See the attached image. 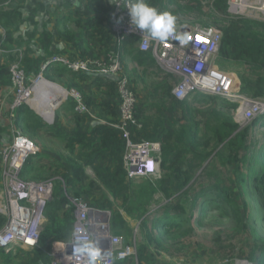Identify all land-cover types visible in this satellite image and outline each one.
Instances as JSON below:
<instances>
[{"label": "rangeland", "instance_id": "1", "mask_svg": "<svg viewBox=\"0 0 264 264\" xmlns=\"http://www.w3.org/2000/svg\"><path fill=\"white\" fill-rule=\"evenodd\" d=\"M248 2L250 3V0ZM251 2L254 8H246L238 12L231 8L228 0H148V3L158 10L175 15L176 24L213 25L218 28H223L230 20L239 18L264 22V14L259 4L255 3V0ZM226 4L227 9L224 11L222 6ZM0 28V34L5 36L7 28L3 19ZM257 30L264 33L262 28ZM125 41L118 50L124 70L130 77L138 97L137 113L140 120L147 122L163 116L169 123L171 117L177 121L176 128L180 133L186 131L188 136L191 134L195 136L196 148L190 146L184 149V157L188 160L184 167L189 168L191 177L189 182L183 185L185 176L178 180L174 171L162 168L159 179H164L166 176L163 186L169 190V193L166 195L162 190L159 191L143 216L132 215L124 206L122 197H114L112 192L100 183L95 173L97 162L86 165L81 182L66 183L64 176L68 174L67 167L71 164L69 158L76 156L71 153L65 138L67 132L76 128L77 114L76 108L73 109L71 106L73 102L71 96L57 102L52 120L41 113L39 115L43 123L48 125L47 122H51L49 125L57 128V135L51 136L42 130L38 137L34 138L13 124L12 107L16 91L11 83L4 88L0 97V202L7 200L3 175L5 164L1 159V152L13 143L17 132H22L39 146V151L29 158L31 161L25 172L22 171L21 176L37 182L53 180L55 187L58 181H62L69 200L68 206H73V202L80 199L109 211L111 223L113 224L115 220L122 229L116 234L123 237L125 244L133 245L136 250V255L126 264H254L250 261L252 251L257 246H264V115L245 118L242 104L257 101L264 103V98H254L244 92L242 80L246 78L250 81V85H255L258 78H264V70L244 60H224L219 56L218 68L238 82L239 94L242 97L228 99L220 95L210 93L200 95L196 92L186 100L176 103L172 98V89L178 81L176 76L163 69L152 56L145 65L136 62L128 52L132 47ZM135 47H138V43ZM19 54V52L15 54L10 52L7 56L6 54L1 56L0 61L9 66L18 61ZM21 56L19 61L24 67L25 57L23 54ZM38 74L39 70L29 76L36 79ZM46 75L47 73H44L45 80L70 90L66 83L68 77L62 79L63 82H53L47 79ZM168 86L172 87L170 93ZM233 88L237 89V85ZM96 96L99 100L104 99L101 91ZM232 104L237 107H232ZM169 110L172 112L169 113ZM256 118H259V121L254 125ZM100 119L101 117L97 119L90 116L83 124V129L90 132L97 123L101 122ZM228 120L237 123L238 128L226 140H219V133L228 132L224 125ZM182 123L186 124L185 127L181 126ZM246 128H249L248 136L243 143L246 157L242 162L235 161L233 157L235 150L231 152L232 149L227 144L231 138ZM80 150L77 149L78 155ZM201 154H206V157L203 159ZM84 161L85 159L82 160ZM108 164L115 166L112 158ZM30 166L34 167V171H31ZM254 173L257 174V181L252 178ZM128 180L140 184L146 178ZM216 184L231 191L237 198L244 213L243 222L236 221L227 205L220 203L216 198L213 190L210 189ZM204 190L206 191L202 193ZM76 192L81 195L76 196ZM166 210L172 216L190 219L184 223L185 231L179 232L171 228L167 233L162 225H155L156 221L166 214ZM0 212L8 221L7 214L1 210ZM47 223L46 218L44 227ZM150 236L155 242L150 240ZM54 249L53 243L52 253L56 251ZM256 252L259 250L257 249ZM10 254L9 258L0 254V264H27L30 258L29 251L21 248L13 250Z\"/></svg>", "mask_w": 264, "mask_h": 264}, {"label": "built area", "instance_id": "2", "mask_svg": "<svg viewBox=\"0 0 264 264\" xmlns=\"http://www.w3.org/2000/svg\"><path fill=\"white\" fill-rule=\"evenodd\" d=\"M128 2L129 0H114L109 11L110 32L117 46L113 51L85 58L55 53L40 64L36 79H32L22 66L19 61V58H22L20 53L18 61L9 65L11 81L16 91L12 112L27 103L38 111L33 103L34 87L53 66H66L76 73L114 81L119 96V113L116 118L100 121L118 129L124 139L122 166L127 177L157 180L161 178L162 171V143L135 139L134 130H141L143 123L137 117L138 97L130 77L124 70L118 47L129 37L138 38L139 49L151 53L163 69L176 76L178 81L172 89V95L179 101L186 100L196 92L220 95L228 99H238L242 95L239 94L238 82L221 71L217 65L223 38L221 28L213 25L192 26L177 23V31L186 36V43L182 45L174 39L166 43L152 40L146 32L130 25L128 10L125 8ZM228 3L238 12L254 8L251 0L250 3L248 0H228ZM255 3L259 4L264 14V0H255ZM7 52L9 50L0 45V57ZM234 85H237V89L233 88ZM69 95L75 100L79 113L92 115L80 91L72 88L67 90V96ZM242 109L245 118L264 115L262 102H243ZM37 151L39 146L29 136L17 132L13 143L1 152V159L5 164L3 175L7 200L0 202V210L7 214L8 221L0 230V248L6 252L18 248L34 250L39 246L45 228V212L48 201L53 197L54 182L31 181L21 176L24 165ZM73 207L71 234L69 238L60 241L61 249L53 252L52 264H86L87 258L75 251V245L72 243L73 232H80L98 241L101 256L97 264H116L117 261H126L136 255L133 245L125 244L122 236L113 233L109 211L80 199L73 202Z\"/></svg>", "mask_w": 264, "mask_h": 264}, {"label": "trees", "instance_id": "3", "mask_svg": "<svg viewBox=\"0 0 264 264\" xmlns=\"http://www.w3.org/2000/svg\"><path fill=\"white\" fill-rule=\"evenodd\" d=\"M103 1L104 0H91L92 9L100 14L108 13L109 8L104 6ZM222 8L225 11L227 9V4L222 6ZM2 15L3 14L0 13V20L3 17ZM6 16L7 18H11L13 20L16 17L15 15ZM88 21L93 27L94 34L98 35L103 46H108V40L111 38L110 30H108V28H110L108 27L109 24H104V21L99 18L89 19ZM4 25L7 26L5 22ZM257 28H262L264 30V22L248 18L230 20L227 26L221 28L223 31V38L220 45V57L224 60H244L246 63L248 62L252 66L262 68L264 70V33L262 34L259 30H257ZM13 41L14 32L10 29H7L5 36L0 34L1 46L4 45V42L5 45L10 46ZM125 42L132 47L128 52L139 64L145 65L148 59L151 58V54L149 52H144L140 50L139 47H135L138 43V38L132 36L127 38ZM27 73L29 75L28 71ZM46 73L47 79L53 82H60L62 79L64 80L65 77H68L69 79L66 82L67 88L79 89L89 107L93 103L90 94L81 87L79 82H76V79H84L85 75H87L86 73L73 72L66 66H53ZM97 81L99 86L107 87V94L110 97L114 96V90L116 89L114 81L106 82L102 77H97ZM242 81V89L244 92L252 95L254 98H264V78H258L255 85H250V81L246 78ZM11 83L12 81L9 66L1 63L0 61V93L5 87L11 85ZM171 89L172 87L168 86L169 93ZM198 93L203 95V93ZM208 97L213 98L212 96ZM172 98L176 103L179 101L173 95ZM72 101L71 106L75 109L77 104L74 99H72ZM102 105L104 113L101 118L108 119V116H114L113 100L110 99L102 103ZM231 106L234 108L237 107L235 104H232ZM171 112L172 111L169 110V113ZM76 114V128L67 132L65 136L67 139V146L71 150V153L76 154L75 157L69 158L71 164L67 167L68 174H65L64 176L66 183L74 184L81 182L85 175L86 165L95 164L97 162L95 165L97 179L101 184L108 188L110 192H112L114 197H122L124 206L129 209V212L132 215H145L148 211L149 205L152 203L155 195L159 191L162 190L166 195H168L169 190L163 186L166 176H164V179H159L157 181L146 179L140 184H134L132 181L128 180L129 178L122 166L124 139L118 129L109 127L107 124L99 122L91 129L90 132H88L83 129V124L89 120L90 115L81 114L77 110ZM137 117L140 120L138 113ZM258 119L259 118H256L254 120V125L258 123ZM140 121L143 123V128L141 130H134V132H136L135 139L161 141L162 168L174 171L176 175L175 178L178 180H180L182 176H185L182 184L186 185L191 177L189 176V168L184 167V164L188 161L184 157V149L187 147L189 148L190 146L193 147V149L196 148L194 142L195 136L192 134L188 136L186 131L180 133L179 129L176 128L177 121L173 120L171 117H169V123L163 116H158L154 120L150 119V121L147 122H143L142 120ZM13 124L15 127L23 129V131H25L30 137L34 138L38 137L42 130L51 136L57 135L58 133L56 127L43 123L40 120V116L33 109H31L28 104H23L15 109ZM185 125V123H182L181 126L185 127ZM224 125L226 126L228 132L224 134L219 133V140H226V138H229L238 128V124L232 120L224 122ZM248 131L249 128H246L244 131L237 133L227 144L232 149L231 152L235 150L233 156L235 161L242 162L245 160V149H243L245 146L243 143L248 136ZM176 134L178 136H175ZM77 149H81L79 155L76 153ZM201 156L204 159L206 154H201ZM111 158L114 160V167L108 164ZM83 159H85L84 162H82ZM30 161L31 160H28L24 165V172ZM30 167L31 171H34V167ZM256 173L252 175V178L256 179ZM63 183L64 182L62 181H58L53 197L50 201H48L45 212L48 223L42 231L39 246L34 250L29 251L30 258L27 264H52L54 259V255L52 253L53 243L65 240L69 238L71 234L74 221V207L71 205L68 206L69 200L66 197L64 188L65 185ZM210 189L213 190V193L220 203L227 205L230 214L236 221H244V213L241 209L240 203L231 191H228L224 187L217 184L212 186ZM205 191L206 190L202 193ZM75 195L80 196L81 194L76 192ZM175 208H179V206H175ZM165 212L166 214L156 221V226L162 225L167 233L171 228H174L179 232L185 231L184 223L190 220L189 218L183 216H172L169 214L168 210ZM6 222L7 218L0 212V229L6 224ZM111 228L114 234L120 233L122 230L119 228L118 223L115 220L113 224L111 223ZM150 240L155 242L151 236ZM257 249L259 252H256ZM10 253L12 252H6L0 248V254H3L7 258L11 255ZM128 260L117 261L116 264H126ZM250 261L254 262V264H264V246H257L256 249L252 251Z\"/></svg>", "mask_w": 264, "mask_h": 264}, {"label": "crops", "instance_id": "4", "mask_svg": "<svg viewBox=\"0 0 264 264\" xmlns=\"http://www.w3.org/2000/svg\"><path fill=\"white\" fill-rule=\"evenodd\" d=\"M113 1H103L109 11ZM109 11L106 14L97 13L91 7V0H0V13L3 14L1 17L6 23L7 29L14 32L12 46H2L9 50L5 53L6 56L15 51L24 55V67L29 75L38 71L43 60L55 53L73 58L104 55L117 47L113 36L110 32L111 38L108 40V46H103L98 35L94 34L93 27L88 20L99 18L104 21V24H109ZM6 15H15L16 17L13 20L7 18ZM151 56L154 58L152 54ZM104 81L108 82L109 80L104 79ZM76 82H79L81 87L92 97L91 117L97 119L102 117L104 113L102 103L110 99L114 101V116L110 115L107 118L117 117L119 96L116 89L114 96L110 97L107 94V87L99 86L97 77L90 74L85 75L82 80L76 79ZM3 91L4 89L0 93V97L3 95ZM100 91L103 92V100H99L96 96ZM29 105L38 115H41L31 104Z\"/></svg>", "mask_w": 264, "mask_h": 264}, {"label": "clouds", "instance_id": "5", "mask_svg": "<svg viewBox=\"0 0 264 264\" xmlns=\"http://www.w3.org/2000/svg\"><path fill=\"white\" fill-rule=\"evenodd\" d=\"M125 8L128 10L130 25L146 32L152 40L166 43L174 39L182 45L186 43V36L177 31V18L172 13L158 10L148 0H129ZM72 236L75 251L87 258L86 264H97L101 256L98 241L80 232H73Z\"/></svg>", "mask_w": 264, "mask_h": 264}, {"label": "bare ground", "instance_id": "6", "mask_svg": "<svg viewBox=\"0 0 264 264\" xmlns=\"http://www.w3.org/2000/svg\"><path fill=\"white\" fill-rule=\"evenodd\" d=\"M34 92L35 97L33 99V103L36 104L38 111L45 117L52 120L54 117V108L57 102L66 98L67 90L45 79H42L37 82L36 86L34 87ZM61 247L62 244L56 241L55 252L60 250Z\"/></svg>", "mask_w": 264, "mask_h": 264}]
</instances>
